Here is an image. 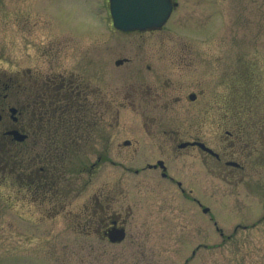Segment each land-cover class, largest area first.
I'll return each instance as SVG.
<instances>
[{"label":"rangeland","instance_id":"1","mask_svg":"<svg viewBox=\"0 0 264 264\" xmlns=\"http://www.w3.org/2000/svg\"><path fill=\"white\" fill-rule=\"evenodd\" d=\"M108 6L0 0L2 83L16 82L26 67L72 74L90 90L99 86L108 105L100 108L96 153L62 157L52 201L21 188L17 144L0 140V264H264V0H212L210 26L174 15L155 31L114 28ZM123 57L129 60L115 65ZM165 80L159 99L143 94L129 107L133 87ZM15 87L7 91L14 104ZM235 90L245 94L236 110L249 130L230 145L233 121L225 120L234 109L215 98ZM191 92L199 95L194 102ZM191 137L236 153L245 167L197 148L166 151ZM157 158L167 159L183 192L156 171L134 173ZM103 212L119 219L124 239L102 235Z\"/></svg>","mask_w":264,"mask_h":264},{"label":"flooded vegetation","instance_id":"2","mask_svg":"<svg viewBox=\"0 0 264 264\" xmlns=\"http://www.w3.org/2000/svg\"><path fill=\"white\" fill-rule=\"evenodd\" d=\"M168 1L171 10L165 21L158 28L145 31H155L163 28L168 22H171L174 15H176L175 21H179L182 18L185 21H190L189 23L192 25H211L212 0ZM164 47L161 46V48ZM182 58V56H179L178 60ZM122 59H124L123 63L129 60V58L125 57ZM168 81L165 80V84L163 85H159L160 83H158L152 88L149 87V84L142 87V89H134L135 87H133V96L130 93L127 96L128 92L126 94L130 105L129 107L135 106L137 102H143L142 99L146 97L156 100L159 99L161 92L169 89L166 88L168 87ZM82 83V80L75 79L72 74L68 75L58 72L47 73L41 71L40 68L31 69V67H26L18 71L17 74V100L14 104L11 100L12 97L7 92V90L9 91L12 88L13 84L11 86L8 81L2 83L0 80V89L3 85L2 91H5V93L0 95L1 144H17L18 149L16 150L19 154L18 164L21 170L19 176H22L21 180L23 181L21 188L25 189L27 187L32 192L33 198L37 197L36 195H40L42 199L48 198L49 201H52L58 192L56 182L61 180V174L58 173L57 166L60 165L62 157H70L74 154L96 153L95 146L100 144L101 139L98 134V129L104 118V111L100 108L108 105L104 101L103 92L99 86L96 89L90 90L88 84L84 85ZM151 91L154 92L153 96L150 95ZM236 91H231L227 96L220 94L215 98L216 101L217 99L220 100V107L234 109L232 118L225 120V122L227 120L233 121L230 129H226L225 131L227 138L232 140L230 145H235L236 141L239 143L242 140L243 142L249 129L244 123L243 118H238L239 113L236 110L243 108L239 105L241 103L238 101V98H243L245 94L239 95V92ZM240 91L242 90L240 89ZM198 96L197 93L191 92L188 93L187 99L190 102H194ZM148 100L150 101L151 99H146V101ZM177 100H179V97ZM12 107L14 108L13 110H11ZM11 130H16L22 138L20 140H14L12 133H10ZM196 142H203L212 149L200 137H191L184 140L177 139L174 142V148L165 149L166 151L169 150L174 153L176 151L184 152L197 148L201 152L209 155L216 162L224 161L225 165L239 170L245 167L243 163L237 160L240 157L236 153H227L226 148H224L219 152L216 151L217 155H212V153L201 149ZM136 144L137 141L133 142L127 139L125 146H135ZM101 145L103 146V143ZM103 150V147L101 150H97L99 151L97 153L99 156L98 160H100V155H102ZM107 150L108 148L104 152H107ZM133 150L136 151V148L134 147ZM224 157L228 159L224 160ZM229 162H234L235 164H230ZM95 166L96 164L93 163L90 169L92 170ZM146 170L156 171L163 179L175 183L183 192L180 180L170 174L167 159L157 158L155 162H147L145 165L135 168L134 173L139 174ZM196 203L200 205L198 201ZM104 214L105 212L102 215ZM99 215V211L94 208L91 217L96 218ZM105 216L104 218L108 222H105L106 224H103V222L100 224V231L107 238V233L111 227L122 224L118 218H112L111 214H105Z\"/></svg>","mask_w":264,"mask_h":264},{"label":"water","instance_id":"3","mask_svg":"<svg viewBox=\"0 0 264 264\" xmlns=\"http://www.w3.org/2000/svg\"><path fill=\"white\" fill-rule=\"evenodd\" d=\"M110 10L115 27L122 30L146 29L158 27L166 19L170 11L168 0H110ZM122 60H117L118 65ZM203 150L216 154L201 142H196ZM205 211L207 208L204 209ZM109 240L120 241L124 237V229L113 227L108 232Z\"/></svg>","mask_w":264,"mask_h":264},{"label":"trees","instance_id":"4","mask_svg":"<svg viewBox=\"0 0 264 264\" xmlns=\"http://www.w3.org/2000/svg\"><path fill=\"white\" fill-rule=\"evenodd\" d=\"M243 127H245L244 125H243ZM249 130V129H248ZM244 141V140H243Z\"/></svg>","mask_w":264,"mask_h":264}]
</instances>
